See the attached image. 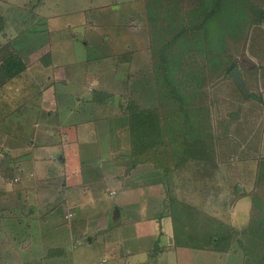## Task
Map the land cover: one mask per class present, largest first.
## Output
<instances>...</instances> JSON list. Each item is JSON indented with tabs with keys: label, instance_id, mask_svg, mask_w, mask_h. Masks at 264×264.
Returning <instances> with one entry per match:
<instances>
[{
	"label": "rangeland",
	"instance_id": "374dc122",
	"mask_svg": "<svg viewBox=\"0 0 264 264\" xmlns=\"http://www.w3.org/2000/svg\"><path fill=\"white\" fill-rule=\"evenodd\" d=\"M159 1L0 0V62L17 52L27 63V69L10 82V89L4 90L6 86L0 89V137L3 140H0V197H12L6 203L0 202V211H12L7 214L9 216L2 215L0 264H113L115 257L106 248L90 247L88 258L82 249L71 248L73 241L67 215L71 213V218L89 214L95 217L93 227H98L99 222V225L107 224L108 229L121 225L124 232H135L138 228L135 222H118L117 208L127 213L129 218L156 215L158 220L162 219L163 231L159 229L160 222L150 218L151 222L146 223L150 228L139 227L141 240L131 239L133 246L138 247L130 258L135 263L223 264L228 260V255L221 251L214 253L220 259L219 263V259L205 263L206 259H202L197 249L181 248L177 256L165 249L171 241L174 242L173 224L171 218L166 217L165 204L170 200L168 187L171 186L172 194L177 198L237 227L247 225L251 197L241 194L254 187L258 160L264 156V56L260 48L264 24L251 29L246 51L239 49V44L241 47L247 36L246 21L250 20L260 2L223 0L219 11L208 18L205 29L200 28L199 33H179V38L176 32L182 28L183 22L177 19V13L166 0L164 5ZM215 4L218 2H206L208 8H214ZM148 12L152 26L148 24ZM160 18L162 24L158 21ZM171 20L172 25L169 24ZM174 34L179 38L178 42L173 46L163 45L170 42ZM192 35H197L195 44L191 40ZM200 46L201 49L198 48ZM216 47H222L228 58L236 53L234 59L238 60L244 83H239L231 71L224 77L225 68L216 70L215 75L218 76L213 78L211 73L215 68L206 67V79L201 83L193 80V87L204 88L209 93L210 115L204 116L206 121L202 124L208 126L209 122L213 123V132L219 135L215 154L207 159L193 158L175 169L168 184L152 162L131 166L129 130L123 114L127 101L137 100L141 107L159 104L155 68H163L162 56L181 55L184 51L204 57ZM47 51L52 59L49 65L41 58ZM127 51L134 52L133 64L118 57ZM104 53L108 55L101 56ZM197 66L192 60L187 68L199 77L200 68ZM53 68L63 69L56 74ZM113 68H120L115 74L116 80L120 81L111 86ZM129 68H140L146 72L135 70L130 80H126ZM169 68H180V65L172 64ZM0 83H5L1 72ZM54 88L57 102L48 100ZM95 91L112 94L109 106H92L94 109L81 111L83 105L88 106L87 101L94 99ZM178 100H182L181 97ZM54 102L57 105L51 106ZM76 105L80 112L74 111ZM111 115L118 116L113 119L115 124L111 122L116 126H106V118ZM180 116L186 117L184 114ZM202 116L196 117L193 129H199ZM82 118L92 121L99 137L85 136L90 135V127L83 131L82 126L83 139L90 138V141L85 140L83 152L77 153L67 146L72 140L68 135L72 131L68 130L73 124L77 125L76 122L81 123ZM183 124L177 127L180 134L186 129ZM48 126H54L52 134L56 137L51 141L57 145L56 149H43L41 136L35 139L36 132L44 134ZM111 127L118 129L117 136H112ZM15 134L28 140L30 145L36 140L39 155L34 153L36 146L22 151L11 149L8 142L17 139ZM42 138L49 140L45 136ZM8 156L11 157L9 165L4 161ZM34 161L39 162L36 171L32 167ZM79 170H82L83 179ZM84 170L89 171L84 174ZM95 172L97 175L94 177ZM69 187L74 191L71 196H68ZM79 192L85 195L94 192L97 199L81 197L79 200ZM69 197L71 202L67 200ZM63 202L67 204L66 208L60 207L46 217L48 224L44 227L37 223L40 216L37 210L34 215H24L22 220L26 225L30 222L29 226H41L38 228L43 231H40L41 235L39 232L34 234V245L24 251L25 254L20 248L15 250L22 233L32 235L35 230L24 225L22 229L14 212L30 211L33 207L46 214V210L55 209ZM24 211L21 212L24 214ZM53 221L55 224L52 225ZM10 224L11 228H8ZM59 245L67 249L63 256H58ZM145 247H149L150 256L146 250L143 251ZM234 248L239 258L230 264H243L241 248L237 243ZM44 252L47 256L42 258Z\"/></svg>",
	"mask_w": 264,
	"mask_h": 264
},
{
	"label": "trees",
	"instance_id": "16d2710c",
	"mask_svg": "<svg viewBox=\"0 0 264 264\" xmlns=\"http://www.w3.org/2000/svg\"><path fill=\"white\" fill-rule=\"evenodd\" d=\"M164 1L160 0V5L161 3L164 5ZM166 1L167 4H170L168 6L173 8V12L177 13V19L183 22L182 28L176 32L180 38L179 33L181 35L186 32L190 33V31L199 33L200 28L205 29L208 18L219 11L218 8L222 7L223 0H208L209 3L218 2L214 8H208L207 0ZM252 1L260 2V5L254 10L250 20L246 21L247 36L241 47L239 44V49L243 48L245 51L248 48L251 29L253 27L259 28L261 24H264V0ZM202 5L205 7L203 8ZM157 7L159 8V5ZM151 21L152 17L148 12V24L152 26ZM158 21L160 24L163 22L161 18ZM172 23L171 20L169 24L172 25ZM177 36L174 34L172 40L163 45L172 44L173 46L178 42ZM196 36L192 35V42ZM261 43L260 48L263 50H261V54L264 56V38H262ZM198 48L201 49V46ZM212 52L208 53L209 56L204 55V57L193 56V53L189 55L188 52L184 53V51L181 55L162 56L163 68H155V84L159 104L141 107L137 100L129 99L127 101L123 107V114L129 130L131 166L152 162L154 168L162 173L164 181L168 184L173 178L175 169L182 167L193 158L207 159L215 154L214 147L218 142L219 135L213 132V123L209 122L208 126L205 123L202 124L206 121L204 116L210 115L209 93L204 88L193 87L192 83L193 80L201 83L206 79V67L215 68L211 73L213 78L218 76L215 74L216 70L220 68H225V74L221 75L229 76L230 71L238 66V60L234 59L236 53L228 58L222 47H216ZM255 54L260 55L257 51ZM126 55L124 53L118 56L124 60ZM41 58H44L47 65L52 62L49 51L44 53ZM192 60L198 65L197 68H200L199 77H196V72L190 73L189 68H187ZM172 64H179L180 68H169ZM26 69L27 63L17 52L10 54L0 62V72L4 76V81L20 75ZM95 92L94 100L96 101H105L112 97L109 92ZM180 97L182 100H178ZM163 113L166 115L163 116ZM181 114L186 115V117L181 118ZM199 115H203L199 119L201 121L200 127L198 130L193 129L196 117ZM181 123H184L183 126L186 129L180 134L177 132V127ZM179 146L181 147L179 148ZM10 159L11 157L8 156L4 158V161L9 165ZM258 161L254 187L251 191L241 194H248L251 197L249 220L243 228L177 198L172 194L171 186L168 187L170 200L168 204H165V208L172 220L176 245L228 252L237 243L244 254L243 264H264V156L261 155Z\"/></svg>",
	"mask_w": 264,
	"mask_h": 264
},
{
	"label": "crops",
	"instance_id": "0c3cea01",
	"mask_svg": "<svg viewBox=\"0 0 264 264\" xmlns=\"http://www.w3.org/2000/svg\"><path fill=\"white\" fill-rule=\"evenodd\" d=\"M106 40H108V39H106ZM130 46L131 45H129V48H131ZM126 54L127 55H126V59L125 60L128 61V63L133 64L134 61L132 62V59H133L134 52L127 51ZM106 55H108V54L107 53L101 54V56H106ZM53 69H55V73L57 74L63 68L62 69L61 68H53ZM119 69L120 68H113L112 69L113 70L111 72V74H112L111 75L112 76V80L111 81L112 82L110 81L111 82V86H113L114 84H116V83H118L120 81V80H116V76H115L117 70H119ZM135 70H137L138 73H145L146 72V71L143 72L142 70H140V68H129V72L127 73L126 80H128L130 78L131 73H133ZM14 78L15 79H18V76L17 77H14ZM14 78H12V79H10L8 81H5L4 84H1L0 83V89L1 90L4 89L5 86H6V89H4V90L10 89V87H11V86H9L10 85V82L13 81ZM52 86H53V84H52ZM52 86H50V87H52ZM97 89H99V88H96V90ZM55 93H56V91H55V88H54V90L52 89L51 92H50V95H52V96H51V99L48 98L49 101H52V102L53 101H56L57 102V98H56L57 95ZM45 97L46 96H44L43 98H45ZM109 101H110L109 99H107L105 101H103V100H101V101H98V100L95 101L94 99H91V100L87 101L88 102L87 103L88 104L87 107L84 106V105L81 107L82 108L81 111H85L88 108H89L88 109V111H89V110L94 109L95 107L101 106V105H103V106H109V104H110ZM56 105L57 104L55 102L51 104V106H56ZM74 107H76L74 111L80 112V110L78 108L79 107L78 105H76ZM81 114H82V112H81ZM114 118H118V116L117 115H113V116L111 115V116H109V118H106V122H105L106 123V126L107 125L108 126L109 125L110 126H116V125L111 124V122L114 123L113 122V119ZM82 119L83 120L79 121L81 123L76 122L77 125H74L73 124L72 129H69L68 130V131H72L71 133L68 132L69 133L68 135L69 136H72V138H71L72 140H71V142L68 143L67 146L70 147V150H72L74 152H77V153L78 152L79 153L83 152V150H84L83 145H84V141L85 140L90 141V138H93V137H96L97 138V136L99 137V131L96 132V129H94V124L92 123V121L91 120H88V119H84V118H82ZM58 120L59 119H57V121ZM82 126H83V129H84L83 131H86L90 127V130H89L90 131V133H89L90 135H85V136H90V138L83 139L84 134H82ZM66 128H67V126H66ZM111 128H110V130L112 132H114V134L112 136H114V135L117 136L118 133H119L118 129L117 128H113V127H111ZM0 130H1V128H0ZM52 130H54V126H52L51 128H49V126H48L47 127V130H45L43 132L44 134H41V132H38V133L36 132L35 139L36 138L39 139V136H41L40 139L43 141V142L41 141V143L43 144L42 147H44L43 149H51V148H55L56 149V146L57 145L54 143V141H51V140L55 139L54 137H56V135L52 134V132H53ZM111 131H109V132L112 133ZM262 132H264L263 129H262ZM263 134H261V135H263ZM0 135L2 136L1 133H0ZM14 136H17V139H15L14 142H8V144L11 147V149H14L16 151H19V150L22 151L23 148H28L30 146L31 147L36 146L35 143L37 141L35 139H34L35 140L34 143H32L30 145L28 143V140H24L21 137H18V134H15ZM42 136H45L49 140L48 141H47V139L44 140L42 138ZM0 140L3 141L1 139V137H0ZM232 141L233 140H231V142ZM32 142H33V140H32ZM59 148H60V146H59ZM35 152H38L37 146L34 148V153ZM38 155H39V152H38ZM38 155L36 156L37 158H38ZM31 160H32V158H31ZM38 163L39 162H37V161H34L33 162L32 167H34L33 169L35 171L39 169L38 168ZM99 170H100V168L97 169V171H99ZM87 171H89V170H84V174ZM81 172H82V170L81 171L79 170V174L81 175L80 177L83 179V176L84 175ZM96 175H97V172L94 173V177ZM67 190L69 192L68 193V196H71V195L74 194V191H73V188L72 187H69ZM83 192H79V194H78V199L79 200L81 199V197L84 198L85 200L86 199L88 200V197H92L91 199L94 200V201L97 199V196H96V194L94 192H92V193H90L88 195H85V193H83ZM10 200H12V197H10V195H8V196L7 195H4V196L2 195L0 197V202H2V203H6V202H8ZM67 200H68V202H71V198L70 197L67 198ZM66 205L67 204L65 202H63L61 204V206H58L55 209H48V210H46V214H42L41 213L42 211H40L38 209H34L33 207L30 209V211H28V210H25V211L24 210H20V212L18 214L16 212H14V216L16 217L15 219H18L20 221L19 223H20V226H21L22 229H23V225H24V226L29 227L32 230H35V233H32V235L31 234L27 235L26 233H22V235L20 236L21 241H19L18 243H16V247L14 246L15 247V250L17 248H20L23 251V254H25L24 251H27L28 249H31V246L34 245V238H33L34 237V234H36L38 232L40 234V231L41 232L43 231V229L40 230L38 227H41V226L44 227L45 224H48L46 217L50 216L51 214H54L55 211L58 208L65 207ZM93 207H96V205L94 204ZM36 210L38 212V215H40L39 216V219L37 220V223H39L41 226H38L37 227V225H36L35 228H33V226H31V225L29 226L30 222H27V225H26L25 221L22 220V219H23V216L24 215H27L28 213H30V215H34L35 212H36ZM21 211H24L25 213L23 214ZM11 212H12L11 210H6V209H2V211H0V214H1L0 215V227H2L4 225V222L2 221L3 220L2 219L3 216H9L7 214H10ZM73 214H76V213H72V215ZM12 215H13V213H12ZM69 215L71 216V213H69L67 215L68 217L67 216H65V217L68 218L69 234H70V237H71V239L73 241V244L71 245V248L74 247V249L77 248L79 250L82 249V253L87 258L90 257V254H89V248L90 247L96 246L98 248H106L107 250L112 251V254L115 257V260H114L113 264H141V263H143L144 261H138L137 263H135L134 261H132V259H130L131 258V255L134 254V253H136L137 252V248H138V247H134L133 246V243L131 242V239H134V241H137V240L140 241L141 240V233H140L139 227H141V228H147L148 229L149 226L146 223L147 222H151L152 219H150V218H153L154 220H158V218L156 217V215L153 216V217H150V218H146L147 216H142V215H140L139 218H129V216H128L127 213H123V210H120V213H119L120 219H119L118 222H121L122 221L123 222V223L121 222L122 224H129L130 222H135V226L138 227L137 229H135V232L129 233L127 231L124 232L123 231V227L121 225H119V224H118L119 226H117V225L111 226V227H109L110 229H108L107 228V224L106 225L105 224L99 225L98 224L99 222H98L97 223L98 227L97 226L96 227H93L94 224L92 225V220H95V217H93V215L84 214L83 217H82V216H80L78 214L77 216H74L75 218L74 217H71L70 218ZM166 217L169 218L170 216L169 215H166ZM57 218H59V216ZM124 218H125V220H124ZM43 219H44V222H45L44 224H42ZM158 222H160L159 229L163 231L162 219L161 220H158ZM53 224H55L54 221H53L52 225ZM9 226L10 227H8V228H11V224ZM3 228L5 229L6 226H4ZM91 228L94 229L95 231L92 232ZM115 229H118L117 232L115 231ZM129 234H131V235H129ZM9 240L11 241V239H9ZM25 242H27L28 245ZM69 243H70V241H69ZM58 247H61V249L58 250L59 251V255L58 256L65 255L66 252H67L66 247L64 245H59ZM181 248L182 249L191 248V249H197V250H199L198 253L201 254L202 259H206L204 261L205 263H211L210 261L213 262L215 259H216V261H217V259H219L218 256L216 254H214V253L219 252V251L212 250V249H201V248H193V247H186V246H177L175 244V241L174 242L171 241L165 247V249H167L168 251L171 250L170 252L175 253L176 256L178 254V250H182ZM48 249L49 248H46V250H48ZM46 250H45V252H46ZM145 250H146L147 255L150 256L149 247H145V249L143 248V251H145ZM163 250H164V248H163ZM45 252H44V255H43L42 258H45L47 256L45 254ZM223 253L228 255V257H227L228 260L227 261L223 262L221 260V262H223V264H227L228 262L230 264V263H232L236 259L238 261L239 254L237 253L236 248L233 247V249H231L230 251L223 252ZM213 257H215V258H213ZM177 261H178V259H176V262ZM219 262H220V259H219V261H217V263H219Z\"/></svg>",
	"mask_w": 264,
	"mask_h": 264
},
{
	"label": "water",
	"instance_id": "95a60500",
	"mask_svg": "<svg viewBox=\"0 0 264 264\" xmlns=\"http://www.w3.org/2000/svg\"><path fill=\"white\" fill-rule=\"evenodd\" d=\"M231 75L239 82V83H244V80L242 79V76L239 73V67L235 66L232 70H231ZM117 213L119 214L120 211L117 208Z\"/></svg>",
	"mask_w": 264,
	"mask_h": 264
}]
</instances>
